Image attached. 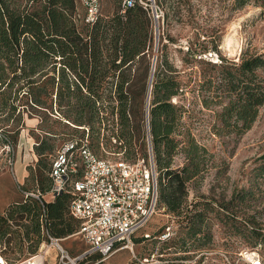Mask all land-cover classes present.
Masks as SVG:
<instances>
[{
  "label": "trees",
  "instance_id": "trees-1",
  "mask_svg": "<svg viewBox=\"0 0 264 264\" xmlns=\"http://www.w3.org/2000/svg\"><path fill=\"white\" fill-rule=\"evenodd\" d=\"M234 1L240 7L250 0ZM253 1L264 7V0ZM115 2L113 11L105 13L101 8L93 21H86L85 9L78 0H0V109L17 110L19 125L23 112H40L42 120L54 114L58 120L82 129L80 134L67 135L63 141L83 136L87 127L90 147L100 155L105 154L104 149L111 151L103 143L110 138L120 146L128 145V149L112 151H122L130 159L137 154L146 156L149 143L157 170V206L163 203L173 215L184 210L187 234L203 244L210 239L206 224L211 218L208 213L222 220H226L228 214L235 218L233 205H230L234 196L227 203L203 193L187 200L190 180L203 177L206 148L189 134L185 139L177 138L179 111L183 105L172 99L187 90L208 91L215 83L233 90L234 96L229 97L216 115L226 132L242 133L251 126L264 102V83L256 73L257 68L264 66V54L243 49L238 62L219 54L218 62L201 55L208 50L217 52L216 44L203 45L194 51L188 46L187 52H194L198 62L218 66L220 71L216 74L191 65L186 79H181L180 70L173 68L165 58L160 59L151 79L148 139L140 151L134 146V123L129 112L135 96L132 71L137 59L151 47L153 27L140 5L127 6L122 13L121 0ZM202 103L207 105V99L203 98ZM107 127L111 131L109 135L102 131ZM220 130V126L215 128V132ZM56 148L46 138L33 145L39 168L49 171ZM178 152L184 154L185 161L174 167L173 158ZM46 155L51 156L49 165L43 160ZM259 168H264V160ZM34 175L36 187L33 190H47L49 175L41 170ZM243 191L239 195L241 200L250 192ZM70 198V192L63 191L54 198L44 199L43 203L33 196L15 201L9 215L16 212L29 219L16 246L22 248L27 244L30 251L36 249L41 241V214L53 235L62 237L71 233L77 220L68 210ZM246 221L250 223L249 242L260 244L264 253L261 226L254 219ZM2 222L0 215V227ZM4 232L6 229L2 230ZM141 239L146 238L142 235ZM260 259L264 264V254Z\"/></svg>",
  "mask_w": 264,
  "mask_h": 264
},
{
  "label": "rangeland",
  "instance_id": "rangeland-1",
  "mask_svg": "<svg viewBox=\"0 0 264 264\" xmlns=\"http://www.w3.org/2000/svg\"><path fill=\"white\" fill-rule=\"evenodd\" d=\"M161 4L167 19L160 23L157 46L153 35L148 53L137 59L132 71L135 96L129 112L134 123V146L139 147L140 151H143L148 139L145 113L152 94L148 97L147 87L160 59L165 58L173 68L180 70L179 77L186 79L191 65L216 74L220 71L218 66L198 62L194 52H187L188 46L194 51L203 45L216 44L217 52L208 50L201 55L218 62V54L238 62L243 49L249 53L264 54V7L253 0L240 7L235 5L234 0H161ZM115 5V0H102L105 13L113 11ZM256 73L264 83V66L257 68ZM232 95L233 90L215 83L208 91L187 90L172 100L183 105L179 111L177 129L180 132L177 138L185 139L189 134L206 148L203 177L190 180L187 200L194 194L203 193L227 203L234 196L230 205H233L235 218L228 214L226 220H222L218 215L208 213L211 218L206 224L210 239L201 244L187 234L185 212L182 210L174 217L176 233L162 242L157 235L162 224L171 217L166 206L160 203L150 220L134 233L132 250L120 249L99 264H134L144 256L174 259L172 264H251L247 254L252 251L258 252L259 256L264 254L260 244L252 245L249 242L250 223L246 221L248 218L256 220L264 233V168H259L264 160V102L247 130L242 133L226 132L216 112L221 111ZM203 98L207 99V105L202 103ZM38 113L23 112L22 124L19 125L17 110L0 109V215L3 216L0 250L8 261L22 258L30 251L27 244L22 248L15 244L29 219L16 212L10 216L9 209L15 201L25 197V191L36 187V171L48 174L47 169L39 168L33 145L46 138L56 148L67 135L82 132L81 128L58 120L57 115L49 114L42 120ZM106 113L110 114L109 111ZM218 126L221 130L215 132ZM18 127L19 132L15 133ZM102 131L106 135L111 132L109 127ZM103 143L111 150L128 149V145L120 146L113 143L111 138ZM95 149L100 151L98 147ZM50 157L46 155L43 159L48 165ZM184 161V154L178 152L172 166H179ZM243 190L250 192L241 200L239 195ZM45 198L50 197L46 194ZM3 229L6 232L2 233ZM144 232L150 233V236L142 240ZM62 243L73 254L83 248V242L72 235ZM202 250L210 253L195 258ZM54 256L55 249L50 247L45 264H54ZM92 257L95 259L97 255Z\"/></svg>",
  "mask_w": 264,
  "mask_h": 264
},
{
  "label": "built area",
  "instance_id": "built-area-1",
  "mask_svg": "<svg viewBox=\"0 0 264 264\" xmlns=\"http://www.w3.org/2000/svg\"><path fill=\"white\" fill-rule=\"evenodd\" d=\"M78 2L85 9L86 21H93L102 8V0ZM132 4L140 5L149 16L157 46L160 23L164 19L162 4L158 0H121L120 11L123 13ZM145 122L147 125V107ZM104 152L100 155L90 147L87 127L83 136L68 138L56 148L48 171V189L44 192L25 191V197L33 196L43 203L46 194L54 198L63 191L70 192L68 210L77 220V225L67 236H56L45 226V218L41 214V241L36 249L13 261H8L0 250V264H45L50 247L55 249L54 264H99L118 249L132 250L134 233L150 220L158 208L157 170L151 146L148 143L146 156L137 154L133 159L126 158L122 151L104 149ZM168 216L171 219L162 224L157 235L162 242L176 233L175 215L168 213ZM71 235L83 242V248L76 254L62 243ZM143 236L149 237L150 233L144 232ZM208 253V250H202L194 257ZM93 255L97 257L93 259ZM247 255L251 264H261L258 252L252 251ZM173 262L174 259L170 258L144 256L134 264Z\"/></svg>",
  "mask_w": 264,
  "mask_h": 264
},
{
  "label": "water",
  "instance_id": "water-1",
  "mask_svg": "<svg viewBox=\"0 0 264 264\" xmlns=\"http://www.w3.org/2000/svg\"><path fill=\"white\" fill-rule=\"evenodd\" d=\"M156 37H158L157 34H156ZM153 69H154V63H153L152 72H153ZM151 79H152V74L150 75V83H149V85H148V97H149V95H150ZM147 108H148V102H147Z\"/></svg>",
  "mask_w": 264,
  "mask_h": 264
},
{
  "label": "crops",
  "instance_id": "crops-1",
  "mask_svg": "<svg viewBox=\"0 0 264 264\" xmlns=\"http://www.w3.org/2000/svg\"><path fill=\"white\" fill-rule=\"evenodd\" d=\"M23 175H24V174H23ZM46 199H47V198H46ZM48 199H49V198H48ZM121 249H123V248H121ZM118 250H120V249H118ZM118 250H117V251H118ZM117 251H116V252H117ZM114 253H115V252H114ZM114 253H113V254H114ZM113 254H112V255H113Z\"/></svg>",
  "mask_w": 264,
  "mask_h": 264
},
{
  "label": "bare ground",
  "instance_id": "bare-ground-1",
  "mask_svg": "<svg viewBox=\"0 0 264 264\" xmlns=\"http://www.w3.org/2000/svg\"><path fill=\"white\" fill-rule=\"evenodd\" d=\"M254 259H255V258H254ZM256 262H258L257 259H256Z\"/></svg>",
  "mask_w": 264,
  "mask_h": 264
}]
</instances>
